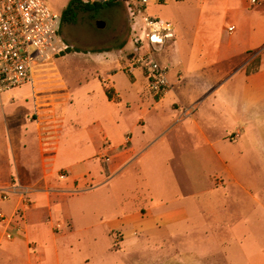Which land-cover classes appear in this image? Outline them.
I'll return each mask as SVG.
<instances>
[{
  "label": "crops",
  "instance_id": "crops-1",
  "mask_svg": "<svg viewBox=\"0 0 264 264\" xmlns=\"http://www.w3.org/2000/svg\"><path fill=\"white\" fill-rule=\"evenodd\" d=\"M152 7L163 8L152 17L174 27L173 38L154 47V54L162 53L157 61L168 70L170 88L163 97L149 93L143 72L129 76L123 71L135 51L132 40L119 51L104 53L98 61L96 84L85 79V85L78 82L72 89L55 66V75L39 86L48 93L43 100L51 101L50 109L40 110L32 91L19 101L15 91L0 94V195L10 191L8 201L0 196V214L11 215L23 194L30 199L22 231L7 240L5 229H0V264H62L63 256L69 258L74 223L90 210L110 209L106 225L112 238L117 233L124 239L139 234L176 238L179 232L187 235L196 228L201 233L206 229L220 197L201 185L191 168H198L203 160L225 162L229 154H222L218 144L212 143L195 115L208 95L213 93L217 101L215 88L236 70L244 77L241 99L252 106L264 101V0L258 5L251 0H170L150 5L148 12ZM118 74L124 77L122 85ZM109 91L117 93V102L111 100ZM136 103L151 104L172 117L168 132L160 131L158 137L165 134L161 138L169 151L175 146L185 150L179 156L180 178L173 175L166 181L158 174L160 162L167 166L165 158L149 151L152 143L145 132L135 135L139 127L145 128L143 119L127 126L105 120L94 123L111 114L107 105L118 109ZM192 133L204 145L187 151L186 136ZM134 164H139L136 181L143 185L135 189L131 201L125 197L119 204L116 199L112 202L113 191H127V183L134 180L126 175L133 172ZM190 189L196 192H187ZM91 199L96 200L92 205L87 201ZM253 203L264 208L256 197ZM214 243L199 238L171 246L193 248L203 264H234L229 251L223 252L224 260H212V247L219 252L224 246Z\"/></svg>",
  "mask_w": 264,
  "mask_h": 264
},
{
  "label": "rangeland",
  "instance_id": "rangeland-1",
  "mask_svg": "<svg viewBox=\"0 0 264 264\" xmlns=\"http://www.w3.org/2000/svg\"><path fill=\"white\" fill-rule=\"evenodd\" d=\"M44 1L55 13L62 15L72 0ZM131 6L126 2H116L110 7L103 5L98 12L81 10L74 22L61 23L60 37L68 49L54 62L68 87L75 89L78 82L85 85V79L96 84L98 81L95 75L100 68L98 61L104 59V53L119 51L128 42L134 41L132 26L140 27L142 22L139 17L132 16L129 9ZM162 10L163 8L152 7L149 15L158 14ZM98 22H103L105 27L99 28ZM161 55L162 53L157 51L156 59L161 58ZM242 76L240 70L227 76L215 88L217 101L214 103L213 93L208 95L202 100V106L195 115L212 143L218 144L216 146L222 154H229L225 162L209 163L203 160L198 168H191L194 169L195 176L200 178L201 185H207V190H214L220 197L219 204H215V210L209 215L211 220L204 232L201 233L196 228L187 235L179 232L176 238L162 234H139L137 238L125 239L117 233L112 238L107 233L106 225V220L111 217V213H108L110 209L107 208L104 212L90 210L86 211L84 219L77 218L74 223L71 247H67L69 258L63 256L62 264H203L198 252L193 248L189 250L184 246H171L173 242L179 245L180 241L193 242L199 241V238L213 239L214 244L224 245L220 246L219 252L216 246L212 247V260H224L223 252L229 251L228 255L235 261L234 264H264V208L259 203H253L254 197L264 202V101L252 106L241 99L245 87ZM117 82L120 85L124 83L122 74H118ZM29 88L30 86H24L12 91L18 94L19 101L29 97ZM23 103L26 107L24 100L21 104ZM144 110L147 111L146 115ZM107 111L111 114L98 117L94 123L105 120L110 121L111 125L120 123L127 126L130 122L143 119L145 128L139 127L135 135L140 136L142 131L145 132L149 143H152L149 151L153 152L156 158L159 155L165 158L167 166L161 165L160 162L158 174L166 181L173 175L180 178L183 168L179 167V156L185 150L175 146L169 151L166 149L167 142L161 138L171 126L172 117L168 113H159L151 104L144 106L138 103L118 109L114 105H107ZM160 131L165 134L158 137ZM239 131L242 132L241 135ZM186 137L187 151L204 145L196 133ZM85 138L86 136L83 139ZM138 165L132 166V173H126L134 176V180L127 183V191H113L115 197H112V202L116 199L119 204L125 197L126 202L134 199L135 189L143 185L136 181L139 174L136 170ZM220 180L223 183H218L217 186L216 181L221 182ZM122 182L123 178L120 180V183ZM190 191L196 192L195 189L187 192ZM87 201L92 205L96 200Z\"/></svg>",
  "mask_w": 264,
  "mask_h": 264
},
{
  "label": "built area",
  "instance_id": "built-area-1",
  "mask_svg": "<svg viewBox=\"0 0 264 264\" xmlns=\"http://www.w3.org/2000/svg\"><path fill=\"white\" fill-rule=\"evenodd\" d=\"M115 1L132 5L129 7L132 16L142 22L134 29L135 51L123 71L129 76L143 72L149 93L161 98L169 90L170 82L168 70L155 57L154 47L173 38L174 27L150 16L148 9L152 4L164 5L170 0H84L82 3L103 6ZM260 2L251 0L252 5ZM61 23L62 15L55 13L44 0H0V94L30 86L32 99L40 110L50 109L51 101L43 100L48 93L41 92L39 86L43 79L55 73L54 61L68 49L60 37ZM154 37L159 40H153ZM108 93L111 100L118 101L117 93ZM9 194L5 190L2 200L8 201ZM29 205L25 193L11 215L0 214V229H5L7 240H13L22 231Z\"/></svg>",
  "mask_w": 264,
  "mask_h": 264
},
{
  "label": "trees",
  "instance_id": "trees-1",
  "mask_svg": "<svg viewBox=\"0 0 264 264\" xmlns=\"http://www.w3.org/2000/svg\"><path fill=\"white\" fill-rule=\"evenodd\" d=\"M112 2L107 4L106 6H112L115 4ZM102 5H91V4H83L80 0H72L65 11L62 14V22L63 23H72L76 20L78 12L86 11V12H98L102 9Z\"/></svg>",
  "mask_w": 264,
  "mask_h": 264
},
{
  "label": "water",
  "instance_id": "water-1",
  "mask_svg": "<svg viewBox=\"0 0 264 264\" xmlns=\"http://www.w3.org/2000/svg\"><path fill=\"white\" fill-rule=\"evenodd\" d=\"M97 26H98L99 28H104V27H105V24H104L103 22H98V23H97ZM153 40L156 41V40H159V39H158L157 37H154Z\"/></svg>",
  "mask_w": 264,
  "mask_h": 264
}]
</instances>
